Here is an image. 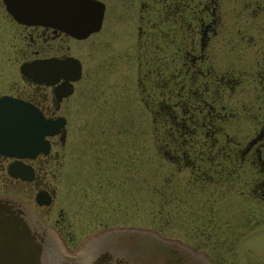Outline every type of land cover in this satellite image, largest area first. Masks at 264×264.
I'll list each match as a JSON object with an SVG mask.
<instances>
[{
    "label": "flooded vegetation",
    "instance_id": "af4514ba",
    "mask_svg": "<svg viewBox=\"0 0 264 264\" xmlns=\"http://www.w3.org/2000/svg\"><path fill=\"white\" fill-rule=\"evenodd\" d=\"M100 1L99 29L79 37L50 25L20 22L0 0V97L18 103L19 109L32 105L46 118L63 116L67 122L66 102L91 66L95 34L108 9L120 10L122 23L137 22L138 44L146 48L148 41L152 56L165 58L155 67L160 77L155 83L169 104L164 114L174 118L175 104H181L186 133L200 136V182L219 176L217 180L237 185V209L225 229L203 213L199 249L177 246L154 229L124 225L96 228L73 242V232L60 221L45 224L34 207L10 196L22 203L32 229L42 235L44 264H264V234L258 240L253 234L255 213L257 231L264 232V0ZM36 59L42 81L28 76L24 66ZM64 133L65 127L49 137L47 153L21 158L0 153L12 181L34 184L38 205L39 192L49 195L48 204L53 201L46 174L54 159L51 149L56 139L64 144ZM11 164L31 169L24 171L31 178L10 175ZM100 167L101 162L95 163L92 174L121 181L112 164Z\"/></svg>",
    "mask_w": 264,
    "mask_h": 264
},
{
    "label": "rangeland",
    "instance_id": "374dc122",
    "mask_svg": "<svg viewBox=\"0 0 264 264\" xmlns=\"http://www.w3.org/2000/svg\"><path fill=\"white\" fill-rule=\"evenodd\" d=\"M119 14L120 10L106 12L86 71L92 77L84 73L66 102L64 144L56 139L46 174L53 201L38 205L34 184L12 181L4 164L0 195L22 199L45 224L60 221L62 228L73 232V242L96 228L124 225L154 229L176 244L202 248L200 221L210 216L225 229L231 211L237 209L233 202L237 185L217 180L219 176L200 182V136L186 133L181 104H175L173 123L164 118L169 104L157 89L155 80L160 77L155 67L165 58L152 56L148 41L146 48L138 44L137 22L124 24ZM97 162L100 168L112 164L121 183L118 177L106 181L92 174ZM255 214L253 234L258 240L264 232L257 231Z\"/></svg>",
    "mask_w": 264,
    "mask_h": 264
},
{
    "label": "water",
    "instance_id": "95a60500",
    "mask_svg": "<svg viewBox=\"0 0 264 264\" xmlns=\"http://www.w3.org/2000/svg\"><path fill=\"white\" fill-rule=\"evenodd\" d=\"M7 9L19 21L46 24L76 36L99 29L104 5L99 0H4ZM31 78L42 81L38 60L24 65ZM18 103L0 97V153L17 157H33L39 151L47 153V136L59 133L65 118H46L33 106L18 108ZM31 169L8 166L12 176L31 178ZM37 194L39 203H49V195ZM41 197H43L41 199ZM26 209L16 199L0 196V264H44L43 238L32 229ZM180 246V244H176Z\"/></svg>",
    "mask_w": 264,
    "mask_h": 264
},
{
    "label": "trees",
    "instance_id": "16d2710c",
    "mask_svg": "<svg viewBox=\"0 0 264 264\" xmlns=\"http://www.w3.org/2000/svg\"><path fill=\"white\" fill-rule=\"evenodd\" d=\"M164 118H166L168 122H170V123L172 122V123H173V122L175 121V119H176V113H175L174 118L168 117L167 115H165ZM166 130H168V129H166ZM173 155H174V154H170V156H171L173 159H176V158H174V157H176V155H174V156H173ZM181 156H182V152H180V154H179V157H181ZM193 159H195V160L197 161L198 158H196V156H194Z\"/></svg>",
    "mask_w": 264,
    "mask_h": 264
}]
</instances>
